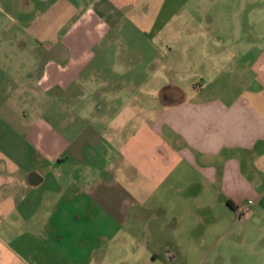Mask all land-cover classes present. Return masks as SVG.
Returning <instances> with one entry per match:
<instances>
[{"label": "crops", "instance_id": "crops-1", "mask_svg": "<svg viewBox=\"0 0 264 264\" xmlns=\"http://www.w3.org/2000/svg\"><path fill=\"white\" fill-rule=\"evenodd\" d=\"M183 2L0 0V54L24 64L0 66V264H33L21 248L68 189L111 192L128 240L168 261L245 205L264 221V36L215 35Z\"/></svg>", "mask_w": 264, "mask_h": 264}, {"label": "rangeland", "instance_id": "rangeland-1", "mask_svg": "<svg viewBox=\"0 0 264 264\" xmlns=\"http://www.w3.org/2000/svg\"><path fill=\"white\" fill-rule=\"evenodd\" d=\"M171 8L175 10H168ZM177 15L185 20L210 15L215 19V35L224 31L232 37L245 33L247 43L254 33L264 36V0H185ZM210 37L208 52L222 50L225 44ZM194 46L191 45L185 62L205 66L209 61H201ZM17 59L20 58L14 54H0V66H24ZM72 121L75 131L72 129L69 138L74 137L73 142L83 147V119ZM99 188L93 189L98 201L95 206L82 193L74 194L75 190L68 189L63 196L57 192L56 200L60 201L46 230L48 238L21 248L22 255L33 264H264V221L258 216L259 220L249 216L209 231L211 236L205 246L193 247L183 242L178 248L180 253L168 261V257L153 258L141 241L128 240L119 227L122 216L115 217L114 195L105 190L102 200L95 194Z\"/></svg>", "mask_w": 264, "mask_h": 264}, {"label": "built area", "instance_id": "built-area-1", "mask_svg": "<svg viewBox=\"0 0 264 264\" xmlns=\"http://www.w3.org/2000/svg\"><path fill=\"white\" fill-rule=\"evenodd\" d=\"M250 210V206L249 205H245L243 206L239 211H238V217L239 218H245L247 213Z\"/></svg>", "mask_w": 264, "mask_h": 264}]
</instances>
